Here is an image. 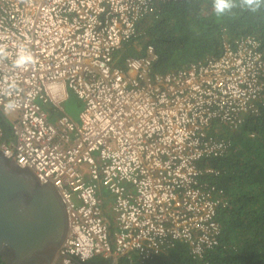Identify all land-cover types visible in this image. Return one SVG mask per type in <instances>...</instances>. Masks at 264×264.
Wrapping results in <instances>:
<instances>
[{"label":"built area","instance_id":"obj_1","mask_svg":"<svg viewBox=\"0 0 264 264\" xmlns=\"http://www.w3.org/2000/svg\"><path fill=\"white\" fill-rule=\"evenodd\" d=\"M162 1L176 0H0V44L9 53L0 61L9 130L4 138L0 128V152L58 193L67 220L59 264L94 255L107 264H132L136 255L141 263L178 242L200 258L218 245L223 190L206 179L219 175L206 161L232 143L209 128L234 129L258 112L264 59L252 36L165 73L151 72V46L118 57L136 41V22ZM21 46L36 63L18 69ZM12 81L18 91L9 95ZM70 92L82 104L77 122L63 112ZM9 100L18 107L6 114ZM46 106L58 114L53 120ZM102 190L115 215L111 235Z\"/></svg>","mask_w":264,"mask_h":264},{"label":"trees","instance_id":"obj_2","mask_svg":"<svg viewBox=\"0 0 264 264\" xmlns=\"http://www.w3.org/2000/svg\"><path fill=\"white\" fill-rule=\"evenodd\" d=\"M237 6L217 17L213 0H176L159 2L135 24L136 41L124 43L125 54L140 57L151 46L156 60L152 73H165L221 55L222 43L244 36L254 37L264 59V5L251 12L235 0ZM121 59V60H122ZM121 60H117L121 64ZM258 112L246 115L235 129L213 122L210 134L227 138L232 148L207 165L219 170L206 179L223 190L224 205L217 209L220 233L218 245L200 258L192 256L185 243L154 255L142 264H264V98ZM4 138L9 136L6 120L0 114ZM108 220V219H107ZM109 233L115 228L108 220ZM94 255L84 264H107ZM0 264H4L0 261ZM132 264H139L133 257Z\"/></svg>","mask_w":264,"mask_h":264},{"label":"water","instance_id":"obj_3","mask_svg":"<svg viewBox=\"0 0 264 264\" xmlns=\"http://www.w3.org/2000/svg\"><path fill=\"white\" fill-rule=\"evenodd\" d=\"M67 231L63 204L50 182L0 152V261L59 264Z\"/></svg>","mask_w":264,"mask_h":264},{"label":"clouds","instance_id":"obj_4","mask_svg":"<svg viewBox=\"0 0 264 264\" xmlns=\"http://www.w3.org/2000/svg\"><path fill=\"white\" fill-rule=\"evenodd\" d=\"M240 4L251 12H256L264 5V0H240ZM237 4L235 0H213V10L217 17L223 16L226 12H230ZM9 53L7 46L0 44V61L7 59ZM36 63V58L30 49L21 46L18 49L13 66L18 69L27 68ZM14 91H18L15 81L7 85V92L11 95ZM18 103L15 100H9L4 104L5 113L9 114L16 110Z\"/></svg>","mask_w":264,"mask_h":264},{"label":"rangeland","instance_id":"obj_5","mask_svg":"<svg viewBox=\"0 0 264 264\" xmlns=\"http://www.w3.org/2000/svg\"><path fill=\"white\" fill-rule=\"evenodd\" d=\"M128 49L125 47L118 51V55H123ZM81 101H79L71 92L68 94L67 99L62 102V107L65 114L74 122L78 121V115L81 109ZM235 129V128H234ZM107 195H105L106 197ZM103 213L114 227V213L111 210V200L105 201L103 205ZM136 260V259H135ZM137 261V260H136ZM138 262V261H137Z\"/></svg>","mask_w":264,"mask_h":264},{"label":"crops","instance_id":"obj_6","mask_svg":"<svg viewBox=\"0 0 264 264\" xmlns=\"http://www.w3.org/2000/svg\"><path fill=\"white\" fill-rule=\"evenodd\" d=\"M82 105V104H81ZM82 107V106H81ZM45 110L49 113V115H50V117H51V120H53L55 117H57V113H55V111H54V109L51 107V106H46L45 107ZM81 110V109H80ZM63 112H64V110H63ZM65 113V112H64ZM102 195H103V205H104V203H105V201H107V200H111L110 199V197H109V195L105 192V191H103L102 190ZM105 195H107L106 197H105ZM115 228V227H114Z\"/></svg>","mask_w":264,"mask_h":264},{"label":"bare ground","instance_id":"obj_7","mask_svg":"<svg viewBox=\"0 0 264 264\" xmlns=\"http://www.w3.org/2000/svg\"><path fill=\"white\" fill-rule=\"evenodd\" d=\"M135 259L138 261V263H140L138 256L134 255ZM144 262V261H143ZM143 262H141L140 264H142Z\"/></svg>","mask_w":264,"mask_h":264}]
</instances>
